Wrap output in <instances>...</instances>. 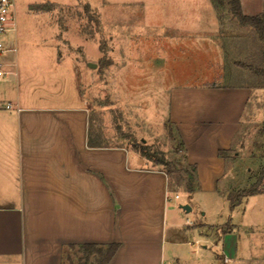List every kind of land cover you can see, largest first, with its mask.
<instances>
[{
	"label": "crops",
	"instance_id": "obj_1",
	"mask_svg": "<svg viewBox=\"0 0 264 264\" xmlns=\"http://www.w3.org/2000/svg\"><path fill=\"white\" fill-rule=\"evenodd\" d=\"M5 42L16 51L0 56V70L10 71L0 76V264H62L68 245L112 242L118 248L108 264H168L164 170L125 146L97 143L76 86L62 89L65 70L53 47L18 48L15 36ZM71 70V81H78L77 67ZM247 101L242 85L176 89L169 99V120L185 164L195 166L196 188L225 200L219 185L229 181V155L218 151L231 149ZM242 202L240 220L220 235L199 224L220 242L221 264L240 259L238 229L255 228L264 239V191L230 209Z\"/></svg>",
	"mask_w": 264,
	"mask_h": 264
},
{
	"label": "rangeland",
	"instance_id": "obj_2",
	"mask_svg": "<svg viewBox=\"0 0 264 264\" xmlns=\"http://www.w3.org/2000/svg\"><path fill=\"white\" fill-rule=\"evenodd\" d=\"M242 1L251 14L264 9V0ZM13 22L18 48L55 49L65 70L62 89L67 93L76 86L98 144L125 146L135 153L144 145L163 162L149 161L150 166L170 169L173 182L187 165L168 116L172 91L242 85L248 101L225 159L230 178L219 189L226 196L248 187L264 167V81L237 64L264 67V42L253 30L238 26L226 6L213 0H14ZM73 65L78 81H71ZM260 187L264 189V178ZM174 189L165 192L166 263L221 264L216 259L220 242L215 245L202 234L199 224L218 236L240 220L245 203L232 211L217 192L198 187L189 194L184 178ZM247 208L250 222V203ZM248 229L237 231L240 259L233 264H264V239L257 238L261 233L255 228ZM251 234L253 243H248ZM71 254L78 264L77 254Z\"/></svg>",
	"mask_w": 264,
	"mask_h": 264
},
{
	"label": "trees",
	"instance_id": "obj_3",
	"mask_svg": "<svg viewBox=\"0 0 264 264\" xmlns=\"http://www.w3.org/2000/svg\"><path fill=\"white\" fill-rule=\"evenodd\" d=\"M213 1H215L220 5L226 6L232 18L235 20L238 26L247 27L248 29L250 28V31L253 30L256 33L258 39L261 42H264V10H262L256 15L249 16V15H245L242 12L240 0H213ZM262 57H264V54H262ZM238 61L239 63L237 64L240 67L242 68L244 67L249 71H252L253 74L250 73L252 76L255 77L257 76L256 77L257 81L258 78L259 80L264 81V79H262L264 78V67L261 66L252 67L250 64L246 62H241L240 60ZM262 65H264V60H262ZM180 144L183 150L182 143L180 142ZM175 146L176 145H174V147ZM228 151H230V149L219 150L218 154L219 156L224 157V155L227 154ZM138 152L142 157L146 158L147 160L155 164H163L162 161L153 158V155L147 151V148L144 145L138 147ZM183 171H184V175L183 176L180 175L173 182L172 181L170 182L169 180V174L171 173V170L167 169L164 171L168 177V188L171 190H175L174 187L179 185L182 179L184 178V188L189 194H192L194 189H196L197 187L195 166L187 165L186 169H184ZM262 178H264V167H261L256 180L251 185L245 188L237 189L235 191H230L226 195V199L229 202V207L233 208L234 206L239 204L241 199L245 196L264 191V189L260 187V185L262 184ZM117 248H118V243L115 242L108 244L84 243L80 245H68L63 250L62 264L65 263L73 264V259L71 254L72 252L75 255L77 254L76 260L78 264H108L110 259L115 254Z\"/></svg>",
	"mask_w": 264,
	"mask_h": 264
},
{
	"label": "built area",
	"instance_id": "obj_4",
	"mask_svg": "<svg viewBox=\"0 0 264 264\" xmlns=\"http://www.w3.org/2000/svg\"><path fill=\"white\" fill-rule=\"evenodd\" d=\"M13 9H14V0H0V56L7 52L16 51V47L13 44L11 46H7L5 42V38L11 36L9 34L10 32H13L12 36H15ZM9 73L10 71L0 70V76H4ZM10 107H11L10 104L6 105V108H10Z\"/></svg>",
	"mask_w": 264,
	"mask_h": 264
},
{
	"label": "water",
	"instance_id": "obj_5",
	"mask_svg": "<svg viewBox=\"0 0 264 264\" xmlns=\"http://www.w3.org/2000/svg\"><path fill=\"white\" fill-rule=\"evenodd\" d=\"M88 66L89 67H95V64L89 63ZM180 208L183 209L186 212L190 211V207L188 205H180Z\"/></svg>",
	"mask_w": 264,
	"mask_h": 264
}]
</instances>
